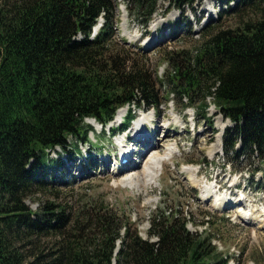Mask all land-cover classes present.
<instances>
[{
  "label": "trees",
  "instance_id": "obj_1",
  "mask_svg": "<svg viewBox=\"0 0 264 264\" xmlns=\"http://www.w3.org/2000/svg\"><path fill=\"white\" fill-rule=\"evenodd\" d=\"M157 1L128 0L124 7L130 16L131 3L133 14L148 22ZM177 1L191 7L200 0ZM219 1L228 6L227 14L264 3ZM118 7L116 0L0 4V264H228L208 238L187 229V211L151 213L143 239L130 233V217L109 207L89 204L68 219L54 205L36 211L25 205L34 189L67 185L54 171L63 168L62 155L68 160L80 146L93 145L87 120L105 135L117 111L126 109L122 126L109 132L127 130L136 109L159 106L157 85L167 89L171 102L173 97L187 102L186 109L200 101L194 99L198 95L212 98L216 111L233 124L223 132V153L234 161L256 156L264 178V8L242 28L207 36L194 54L168 53V68L159 79L115 40ZM53 153L61 155L54 159ZM79 219L89 223L88 233L66 235L54 260L42 262L40 254L25 262V243L32 236L64 237Z\"/></svg>",
  "mask_w": 264,
  "mask_h": 264
},
{
  "label": "rangeland",
  "instance_id": "obj_2",
  "mask_svg": "<svg viewBox=\"0 0 264 264\" xmlns=\"http://www.w3.org/2000/svg\"><path fill=\"white\" fill-rule=\"evenodd\" d=\"M13 1L15 0H0V4ZM127 1L116 0L119 7L115 12L117 18L115 40L130 52L136 62L147 68L149 74L159 79L168 68V53L185 51L188 55L194 54L207 36L218 30L242 28L247 22H254L260 10L264 8V3L258 5V8L239 6L234 14H227L224 11L228 6H222L219 0H200L191 7L182 6L177 0H158L156 12L148 22H145L133 14L131 3H128V7L132 14L130 16L127 14L124 7ZM203 9L206 11L202 12ZM122 20H125L124 24ZM169 28L179 29L176 34H169ZM146 42H151V45L145 46ZM156 90L160 93L159 106L155 108L159 112L156 116L158 123L168 122L173 125L165 138H171L168 137L170 135L183 140H179L178 148L164 163L163 170L157 172L152 186H146L148 183L144 182L142 171L139 174L135 173L134 177L127 181L115 175L117 169L115 166L119 167L123 162L125 164V161L117 156V136L122 135L118 132L111 134V130L109 132L108 129L115 128L121 121L114 117L103 135L100 125L90 119L86 123L95 128L94 133H91L93 145L80 146V152L72 154L68 160L62 155L61 162L65 160L63 168L54 171L56 177L65 181L67 185H51L47 191L34 189L25 200V205L31 211L54 205L55 210L65 211L68 219L75 218L78 211L89 204L95 208L109 207L123 214L124 219L130 217L131 223H128L130 233L138 232L143 239L150 230L147 219L151 213L179 209L191 214V223H188L187 229L208 238L215 252L226 258L228 264H264V223L255 225L254 221L250 223L234 221V212L241 210L237 209L240 203H237L235 208L227 203L218 209L213 208L211 200L207 202L201 200L200 188L191 186V181L197 186L196 182L200 181V177H205L210 182L213 181L217 189L222 188L219 190L220 193L229 195L230 202H237L235 192L237 193L239 187L248 197L246 206L260 209L264 207V178L258 171L260 163L256 156L237 161L225 156L222 151V136L220 138L219 135L222 130L224 132L233 124L216 111L212 98L203 101L201 95H198L194 99L200 101L186 109L187 102L174 97L172 98L174 102H171L166 88L157 85ZM202 106L206 110H202ZM142 109L135 110V120L139 115L154 114L152 108ZM121 110L126 112L125 109ZM126 115L127 113L123 117ZM182 116L186 120L185 123L180 119ZM193 119L196 123L192 121ZM133 124L134 122L128 126L130 129L124 130L122 134L130 132ZM175 128L180 134L178 137L173 131ZM183 129H186V132H183ZM164 130L166 129L161 126L158 129L159 134L156 135L161 138L166 133ZM202 131L204 135L198 138L196 143L195 137ZM113 136L115 137L112 138ZM159 142L164 143V139ZM212 148L215 149L213 155L210 154ZM59 155L61 154H51L54 159ZM229 159L233 161L232 165L228 164ZM186 168L192 173L197 171L198 173L195 176L192 173L193 176L186 174L184 172ZM231 180L239 183V186L230 188ZM256 214L261 213L258 210ZM260 218L261 216L258 219ZM88 226L89 223H82L79 219L77 223H71V226L66 228L64 237L57 233L32 236L25 243V245L29 243L25 249L28 256L25 262H34L40 254L44 256L42 262L54 260L57 249L67 238L65 236L86 234ZM91 231L94 230L90 229Z\"/></svg>",
  "mask_w": 264,
  "mask_h": 264
},
{
  "label": "bare ground",
  "instance_id": "obj_3",
  "mask_svg": "<svg viewBox=\"0 0 264 264\" xmlns=\"http://www.w3.org/2000/svg\"><path fill=\"white\" fill-rule=\"evenodd\" d=\"M204 11L206 10L203 9L202 12ZM122 23L124 24L125 20H122ZM146 44L147 45L145 46L149 47L151 45V42H146ZM153 111H154L153 112L154 114L146 113L145 115H139V117L134 121V124L130 130V140L120 141V144L117 146V152H118L117 156H120L121 159L125 161V164H121V166L119 167L118 165L115 166L117 168L115 171V175H118L119 178H123L124 181H127L130 178L132 179L135 173L139 174L142 171L141 175L145 179L144 182L148 183L146 184V186H152L154 184L153 179L156 177L157 172L159 170L161 171L163 170L164 163H166V161H168L173 156L176 148H178L179 140H183V138H176L170 135H168V137H171V138L169 139L165 138L167 137L166 135L168 134L167 132L171 130L170 127L173 125L168 122L163 123V124L158 123L156 116L159 115V112L158 110H155V109H153ZM123 113H124V110H121V109L118 110L115 115V118H117V120L120 121L122 119L121 116L123 115ZM180 119L183 120L184 123L186 122L183 116ZM161 126H163V128L166 129L163 131L166 133L160 138L156 134H159L158 129ZM176 130L177 128H175V130L173 129V131L176 132L175 133L176 136L178 137V135L180 134H178ZM183 132H186V129H183ZM222 134H223V130L222 132H220V135H219L220 138ZM203 135H204L203 131L201 133H198L197 137H195V142L197 143L196 140ZM119 139H117V141H119ZM162 139H164V143L159 142L160 140L162 141ZM214 147L217 148V146H214ZM214 151L215 149L212 148L210 151V154L213 155L215 153ZM133 154H135L134 157H132ZM93 162H96V161H93ZM186 169L187 170H185L184 172L191 176L193 175L195 176L198 173V171L192 173L190 172L189 168H186ZM194 183L195 182L191 181V186L200 188L201 200L205 202H207L208 200L209 201L211 200V202H213L211 204L213 208L218 209L220 206H223L226 203L232 204L231 206L235 208L237 207V203H240V204L242 203L240 201L242 198L240 199L239 197L238 199V195H237V202H230L229 195L227 196L226 193L224 195L222 193H219V194L214 193V189H216V186L213 185V181L210 182L205 177H200V181L196 182L197 186H195ZM236 184H237L236 182L231 180L230 185L232 187L230 188H234ZM229 194L231 195V193ZM243 206L244 205H242V207ZM255 208L256 207L252 208V207L246 206L243 210H240V212L238 211L234 212L235 214L234 221L242 220L244 222H249V223L251 221H254L253 223L255 225L257 223H264V221H262L264 220V207H261L260 209H255ZM258 210L261 213L260 215L256 214ZM220 215L223 216L224 214H220ZM259 216H261L260 219H258Z\"/></svg>",
  "mask_w": 264,
  "mask_h": 264
},
{
  "label": "water",
  "instance_id": "obj_4",
  "mask_svg": "<svg viewBox=\"0 0 264 264\" xmlns=\"http://www.w3.org/2000/svg\"><path fill=\"white\" fill-rule=\"evenodd\" d=\"M98 27L96 26V28L95 29H97Z\"/></svg>",
  "mask_w": 264,
  "mask_h": 264
}]
</instances>
